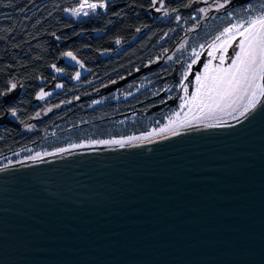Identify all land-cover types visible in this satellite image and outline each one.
Instances as JSON below:
<instances>
[{
  "label": "water",
  "instance_id": "1",
  "mask_svg": "<svg viewBox=\"0 0 264 264\" xmlns=\"http://www.w3.org/2000/svg\"><path fill=\"white\" fill-rule=\"evenodd\" d=\"M60 64L76 70L71 84L90 72L72 52ZM64 86L54 79L34 101ZM0 264H264V73L224 119L0 167Z\"/></svg>",
  "mask_w": 264,
  "mask_h": 264
},
{
  "label": "trees",
  "instance_id": "2",
  "mask_svg": "<svg viewBox=\"0 0 264 264\" xmlns=\"http://www.w3.org/2000/svg\"><path fill=\"white\" fill-rule=\"evenodd\" d=\"M213 1L163 0V6L157 7L160 0H113L105 13L76 21L65 12L82 0H0V118L12 115L16 119L0 126V156L40 144L46 132L58 131L56 145L66 144L61 139L68 135L80 141L144 132L141 124L146 118L125 122L126 130L120 121L177 93L178 84H172L171 74L183 57L167 59L168 54L182 43L207 45L235 21L264 13V0H231L227 7L204 13ZM153 8L161 12L158 17L153 16ZM96 30L106 34L96 39L92 36ZM83 31L86 34L76 38ZM117 40L124 47L112 55ZM66 52L90 70L79 83H70L76 70L60 64ZM155 63L107 92L111 83ZM54 79L64 81L65 86L34 101L36 92ZM146 85L129 99L113 101ZM46 106L55 111L46 114ZM27 124L34 127L29 129Z\"/></svg>",
  "mask_w": 264,
  "mask_h": 264
},
{
  "label": "rangeland",
  "instance_id": "3",
  "mask_svg": "<svg viewBox=\"0 0 264 264\" xmlns=\"http://www.w3.org/2000/svg\"><path fill=\"white\" fill-rule=\"evenodd\" d=\"M110 1L113 0L104 2L82 0L78 7L67 9L65 14L76 21H81L98 15L101 11L105 13ZM230 1L214 0L204 8V13L227 7ZM156 10L159 11L158 8ZM255 39L257 56L252 63L249 56ZM190 47L187 43H182L176 51L167 55V59H173L179 55L183 57L171 74L172 84H178L177 93L155 107L132 112L126 116V119L123 118L120 121L122 130H126L128 127H125V122L134 121L138 116L146 118L141 124L145 126L144 132H133L131 131L133 128L129 127L131 132L125 135L80 141L68 135L61 139L62 142L67 141L63 145H56L60 140H54L58 137V131L46 132L40 144L0 156V167L89 147L139 142L175 129L224 119L239 112L248 103L253 88L264 73V13L235 21L207 45ZM243 57L247 59V63L241 70V79L234 83L232 93L227 98H223L224 89L233 82L234 71L222 74L220 70L223 68L217 67V64L221 60L229 64ZM170 89L164 91L167 93ZM43 103H46V100ZM44 110L46 114H52L55 111L50 106H46ZM7 119L16 122L12 115H9ZM37 120L32 122L35 123ZM26 127L32 129L34 125L27 124ZM65 133L68 132L63 134Z\"/></svg>",
  "mask_w": 264,
  "mask_h": 264
},
{
  "label": "bare ground",
  "instance_id": "4",
  "mask_svg": "<svg viewBox=\"0 0 264 264\" xmlns=\"http://www.w3.org/2000/svg\"><path fill=\"white\" fill-rule=\"evenodd\" d=\"M256 44H257V41L255 39L252 42L253 48H252L251 54L249 56L250 62H252V63L254 62V60L256 59V56H257V53L255 52ZM246 63H247V59L245 57H243L240 60L232 61L229 64H225V62L223 60H221L217 64V67L223 68V69L220 70L222 74H224L225 72L228 73L230 71L231 72L234 71V75H233L234 77H233V80H232L233 82L231 84H229V86L227 88L224 89V92H223V95H222L223 98H227L232 93L233 85H234V83H236L237 81H239L241 79V70L245 66ZM196 68H197V66H196ZM132 143H135V142H132ZM106 147H112V146L89 147V148L81 149L79 151L63 152V153H60V154L44 156L42 158L32 159V160H28V161H24V162H18V163H15V164H21V163H26V162H31V161H36V160L56 157V156H61V155H65V154H70V153H75V152H80V151H87V150H95V149L106 148ZM15 164H12V165H15Z\"/></svg>",
  "mask_w": 264,
  "mask_h": 264
},
{
  "label": "flooded vegetation",
  "instance_id": "5",
  "mask_svg": "<svg viewBox=\"0 0 264 264\" xmlns=\"http://www.w3.org/2000/svg\"><path fill=\"white\" fill-rule=\"evenodd\" d=\"M1 120H2V122H3L2 126H3L4 124H6V123L11 124V123L13 122V121H11V120H8L7 117H1Z\"/></svg>",
  "mask_w": 264,
  "mask_h": 264
}]
</instances>
